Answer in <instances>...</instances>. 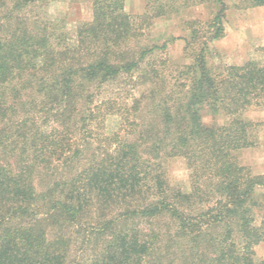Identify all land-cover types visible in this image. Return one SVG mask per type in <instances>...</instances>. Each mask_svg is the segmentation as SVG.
I'll use <instances>...</instances> for the list:
<instances>
[{"label": "trees", "instance_id": "16d2710c", "mask_svg": "<svg viewBox=\"0 0 264 264\" xmlns=\"http://www.w3.org/2000/svg\"><path fill=\"white\" fill-rule=\"evenodd\" d=\"M54 1L0 0V264H264V174L237 158L263 124L245 112L264 109V65L208 62L225 0H92L73 38ZM194 5L209 16L182 21L173 63L146 35Z\"/></svg>", "mask_w": 264, "mask_h": 264}, {"label": "rangeland", "instance_id": "374dc122", "mask_svg": "<svg viewBox=\"0 0 264 264\" xmlns=\"http://www.w3.org/2000/svg\"><path fill=\"white\" fill-rule=\"evenodd\" d=\"M92 0H58L49 5L51 17L63 19L70 38L75 35L76 27L91 18ZM238 0H225V34L221 39L209 43L211 54L208 62L215 64H242L254 59L264 65V5L257 7L240 8ZM124 10L129 14H140L144 10V0H124ZM210 7L194 5L181 8L164 18H157L150 27L146 40H168L166 56L173 63L188 62L183 54L184 41L187 36L182 26L184 19H205L209 16ZM245 116L256 121H263L256 133V144L253 147L240 150L237 158L241 164L248 166L253 173L264 174V109L250 108ZM203 121L221 124L224 117L211 116L203 113ZM113 125V121L111 122ZM169 181L187 189L188 170L180 158H171L167 161ZM254 258L264 261V242L254 249Z\"/></svg>", "mask_w": 264, "mask_h": 264}]
</instances>
